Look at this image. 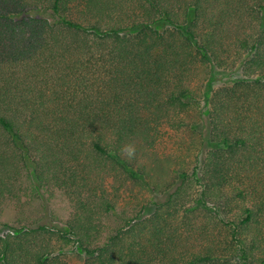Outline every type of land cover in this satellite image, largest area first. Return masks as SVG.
Wrapping results in <instances>:
<instances>
[{
	"label": "trees",
	"instance_id": "16d2710c",
	"mask_svg": "<svg viewBox=\"0 0 264 264\" xmlns=\"http://www.w3.org/2000/svg\"><path fill=\"white\" fill-rule=\"evenodd\" d=\"M206 66L240 76L204 95ZM164 128L193 166L105 224L167 169ZM37 189L73 213L9 227L0 264H264V0H0V212Z\"/></svg>",
	"mask_w": 264,
	"mask_h": 264
},
{
	"label": "rangeland",
	"instance_id": "374dc122",
	"mask_svg": "<svg viewBox=\"0 0 264 264\" xmlns=\"http://www.w3.org/2000/svg\"><path fill=\"white\" fill-rule=\"evenodd\" d=\"M208 70L209 68L206 66L198 72L199 82L203 86L202 93L208 96L217 87L232 85V82L240 76L238 73L230 76L217 69H214L209 76ZM207 113L208 107L206 106L205 110H203V118L207 116ZM163 133L161 142L156 147V152L159 164L165 165L167 169L164 168V170H161V173L152 171V175H158L159 177L147 179L149 188L147 186L136 187L133 191L124 190L121 192L113 214L102 220L105 224L121 227L125 224V221L136 218V216H139L140 220L149 219L154 209L152 203L164 200L165 198L163 193L161 195H154L152 193V184L154 183L158 187L164 188V182H167V180L174 182L175 176L184 167L193 166V149L190 148L186 151L183 147L176 148V137L178 136L172 130L166 128L163 129ZM182 148L183 151L179 150ZM171 155L173 156L172 164L168 161ZM175 156L183 158L188 164L184 166L182 163L179 164V160L175 162ZM195 188H197V185H195ZM193 190L194 188L191 187V191ZM31 201L32 203L24 210L10 207L0 212V235L6 233L9 227H17L22 224H47L62 227L65 226L73 213L71 203L60 190L46 192L45 190L37 189L36 195ZM137 220L139 221V218ZM144 222L147 223L146 221ZM60 253L62 258L69 264H83L85 261L84 253L71 245L62 249Z\"/></svg>",
	"mask_w": 264,
	"mask_h": 264
},
{
	"label": "clouds",
	"instance_id": "9594fccd",
	"mask_svg": "<svg viewBox=\"0 0 264 264\" xmlns=\"http://www.w3.org/2000/svg\"><path fill=\"white\" fill-rule=\"evenodd\" d=\"M131 154V153H130Z\"/></svg>",
	"mask_w": 264,
	"mask_h": 264
}]
</instances>
